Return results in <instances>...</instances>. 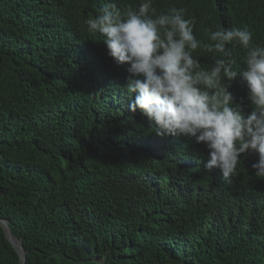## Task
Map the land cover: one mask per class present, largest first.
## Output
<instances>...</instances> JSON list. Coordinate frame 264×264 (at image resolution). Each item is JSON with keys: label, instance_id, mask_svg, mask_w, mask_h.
Masks as SVG:
<instances>
[{"label": "trees", "instance_id": "1", "mask_svg": "<svg viewBox=\"0 0 264 264\" xmlns=\"http://www.w3.org/2000/svg\"><path fill=\"white\" fill-rule=\"evenodd\" d=\"M107 2L0 0V219L26 264H264L258 157L241 154L224 180L204 170L203 143L157 136L129 111L127 65L84 24ZM173 5L196 18L197 39L246 26L264 43V0L153 6ZM194 55L207 66L213 54ZM229 91L253 110L239 74ZM0 264H20L1 227Z\"/></svg>", "mask_w": 264, "mask_h": 264}, {"label": "clouds", "instance_id": "2", "mask_svg": "<svg viewBox=\"0 0 264 264\" xmlns=\"http://www.w3.org/2000/svg\"><path fill=\"white\" fill-rule=\"evenodd\" d=\"M153 5L154 0H108L84 21L89 33L101 37L107 55L127 65L129 111L147 117L157 136L203 143L206 172L219 169L230 180L241 154L254 153V176L264 179V43H253L246 26L206 28V39H197L196 18L185 8L158 12ZM237 46L244 51L239 60L232 50ZM198 51L213 54L209 65L194 55ZM238 74L253 106L247 115L229 91Z\"/></svg>", "mask_w": 264, "mask_h": 264}, {"label": "water", "instance_id": "3", "mask_svg": "<svg viewBox=\"0 0 264 264\" xmlns=\"http://www.w3.org/2000/svg\"><path fill=\"white\" fill-rule=\"evenodd\" d=\"M0 227L2 228L6 239L11 244V246L16 250V252L19 255V262L20 264H26L25 260V250L23 248L21 239H16L12 233L10 232L8 223L4 219H0ZM16 241L18 242V245L16 244Z\"/></svg>", "mask_w": 264, "mask_h": 264}, {"label": "bare ground", "instance_id": "4", "mask_svg": "<svg viewBox=\"0 0 264 264\" xmlns=\"http://www.w3.org/2000/svg\"><path fill=\"white\" fill-rule=\"evenodd\" d=\"M16 244L18 245V242L16 241Z\"/></svg>", "mask_w": 264, "mask_h": 264}]
</instances>
